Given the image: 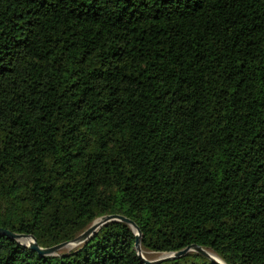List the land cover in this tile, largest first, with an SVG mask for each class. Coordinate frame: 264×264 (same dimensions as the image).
I'll return each instance as SVG.
<instances>
[{
    "label": "trees",
    "instance_id": "obj_1",
    "mask_svg": "<svg viewBox=\"0 0 264 264\" xmlns=\"http://www.w3.org/2000/svg\"><path fill=\"white\" fill-rule=\"evenodd\" d=\"M111 213L144 252L264 264V0H0V226L51 246ZM134 246L117 220L47 255L0 234V264Z\"/></svg>",
    "mask_w": 264,
    "mask_h": 264
},
{
    "label": "water",
    "instance_id": "obj_2",
    "mask_svg": "<svg viewBox=\"0 0 264 264\" xmlns=\"http://www.w3.org/2000/svg\"><path fill=\"white\" fill-rule=\"evenodd\" d=\"M122 221L126 224H128L132 230L134 231L135 234V249L137 251V254L140 256L141 260L144 262V264H156L159 263L163 260H168V259H174L178 258L188 251H196L201 253L202 255L206 256L209 258L211 261H213L216 264H226L222 259H220L217 255L214 256L212 253H210V250L207 248L202 247L201 245L198 244H189L181 249L173 250V251H168V252H161L162 254L156 258H149L144 254V251L141 248V237L142 233L138 227V225L131 220L130 218L118 214V213H111V214H103L96 219H94L91 224L86 227L81 233L76 235L70 240L67 241H62L57 244L51 245V246H40L36 238L33 234L29 233H18V232H13L9 229L3 228L0 226V234L1 235H6L10 238L16 239L20 241V238L27 239V242H22L24 245L28 246L29 248L37 251L39 255H47V254H55L61 249L64 245L71 244L72 246L78 245L85 240H87L93 232H95L101 225L109 222V221Z\"/></svg>",
    "mask_w": 264,
    "mask_h": 264
},
{
    "label": "rangeland",
    "instance_id": "obj_3",
    "mask_svg": "<svg viewBox=\"0 0 264 264\" xmlns=\"http://www.w3.org/2000/svg\"><path fill=\"white\" fill-rule=\"evenodd\" d=\"M20 240V239H19ZM21 241V240H20ZM24 242V241H22ZM71 247H73L71 244H67V245H64L61 249H59V251H67L69 250ZM210 253H212L214 256H216L215 253H213L212 251H210ZM144 254H147V256L149 258H156L158 256H160L162 253H158V252H153V251H145ZM198 259V258H196Z\"/></svg>",
    "mask_w": 264,
    "mask_h": 264
},
{
    "label": "bare ground",
    "instance_id": "obj_4",
    "mask_svg": "<svg viewBox=\"0 0 264 264\" xmlns=\"http://www.w3.org/2000/svg\"><path fill=\"white\" fill-rule=\"evenodd\" d=\"M21 241L27 242V239L20 238Z\"/></svg>",
    "mask_w": 264,
    "mask_h": 264
}]
</instances>
